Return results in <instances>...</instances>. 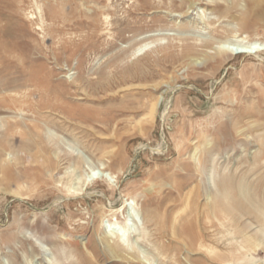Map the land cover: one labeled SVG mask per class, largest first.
Returning a JSON list of instances; mask_svg holds the SVG:
<instances>
[{
    "label": "rangeland",
    "instance_id": "obj_1",
    "mask_svg": "<svg viewBox=\"0 0 264 264\" xmlns=\"http://www.w3.org/2000/svg\"><path fill=\"white\" fill-rule=\"evenodd\" d=\"M52 1L0 0V264H264L255 4Z\"/></svg>",
    "mask_w": 264,
    "mask_h": 264
},
{
    "label": "bare ground",
    "instance_id": "obj_2",
    "mask_svg": "<svg viewBox=\"0 0 264 264\" xmlns=\"http://www.w3.org/2000/svg\"><path fill=\"white\" fill-rule=\"evenodd\" d=\"M59 1L67 2L68 0H53L50 3V5H52V7H54V6H56L59 3ZM249 1L252 2L253 4H255V6L258 8L257 17H256L257 20L264 19V0H249ZM191 5H192L191 8H196V6H197L196 4H191ZM258 52H259V50H257L255 53H258ZM226 53L227 52L225 50H220V51L217 50V54L220 57L225 56ZM248 54H252V53H250V51H249ZM199 59L198 58H195V59L192 60V58H190L189 59L190 62L188 63V65L193 66V67L194 66L196 67V66L202 65V62H201L202 59H200V60ZM167 85L173 87V85H171V83H167ZM156 88H159V87H156ZM160 102H161V99L159 98L158 101H157V103L152 105L151 110H150L151 113H154V114L157 113V109H158V107L160 105ZM44 151H45V149H42L40 145L37 146L36 154L41 155V157L44 160L43 163H41V161H39L40 165L42 167L45 166V168H49L50 167V161L47 160L46 155L44 154ZM89 178H91V177H89ZM224 186H226V185H224ZM83 189H84V187L81 188V191H83ZM193 195H194V191H191V196H193ZM219 200L220 199H218L217 201H219ZM190 203H191V198L185 204V206H184L183 210L181 211V213H179L178 216L172 222V225H171V235L174 238H176V239H180L179 238L180 235L183 234L182 233V224H181V220H182V217L183 216H187L188 215L189 218H190L189 220H187L184 223L186 227H192L193 228V231H194V229L197 228L198 225L200 226V224L198 222V215H197L198 211L194 212L193 210H191L190 209ZM211 210L214 211V204L212 203V201H211V203H209V204L206 205V211H209L210 212ZM206 211H205V214H207ZM116 213H118V211ZM192 216H194V217H192ZM123 230H124V234H122V236H118V237H119V243H120L121 247H123L122 248L123 249L122 252H126V250H124L126 248V245L124 244L123 239H126L127 240V236L126 235L129 233L130 228H128L126 226V224H125L124 227H123ZM195 230H197V229H195ZM104 235H105V237L103 239V243L105 245V248L108 250L109 254L111 255V257H121V259H124L123 254L120 253L121 251L118 250L113 244L110 243V238H112V235L109 232H107V231L104 232ZM186 236H187L186 237L187 238V241L190 243L188 245L191 248H193L194 243H196L197 240L200 241L201 240V237H202L201 234H199V233L194 234L192 232L190 234L186 235ZM262 242H264V240L262 238H259V237L250 238L248 240V244L250 245V247H255L257 245H261L260 243H262ZM185 245H187V242H185ZM127 250H129V249L127 248Z\"/></svg>",
    "mask_w": 264,
    "mask_h": 264
}]
</instances>
